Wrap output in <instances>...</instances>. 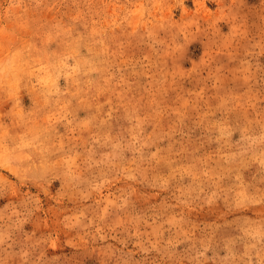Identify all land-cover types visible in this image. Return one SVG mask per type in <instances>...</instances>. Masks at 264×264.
<instances>
[{
    "label": "rangeland",
    "instance_id": "1",
    "mask_svg": "<svg viewBox=\"0 0 264 264\" xmlns=\"http://www.w3.org/2000/svg\"><path fill=\"white\" fill-rule=\"evenodd\" d=\"M0 264H264V0H0Z\"/></svg>",
    "mask_w": 264,
    "mask_h": 264
}]
</instances>
